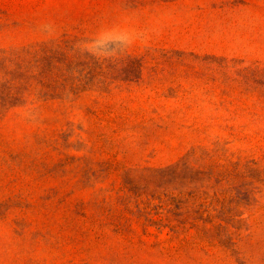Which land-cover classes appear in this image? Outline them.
Wrapping results in <instances>:
<instances>
[{
    "label": "rangeland",
    "instance_id": "1",
    "mask_svg": "<svg viewBox=\"0 0 264 264\" xmlns=\"http://www.w3.org/2000/svg\"><path fill=\"white\" fill-rule=\"evenodd\" d=\"M0 264H264V0H0Z\"/></svg>",
    "mask_w": 264,
    "mask_h": 264
}]
</instances>
